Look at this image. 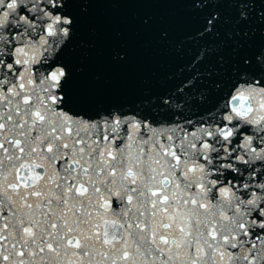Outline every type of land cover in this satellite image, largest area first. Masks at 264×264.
Returning <instances> with one entry per match:
<instances>
[{
	"label": "snow or ice",
	"instance_id": "6c2138e0",
	"mask_svg": "<svg viewBox=\"0 0 264 264\" xmlns=\"http://www.w3.org/2000/svg\"><path fill=\"white\" fill-rule=\"evenodd\" d=\"M113 2L0 0V264H264V0H126L183 10L131 97Z\"/></svg>",
	"mask_w": 264,
	"mask_h": 264
},
{
	"label": "water",
	"instance_id": "95a60500",
	"mask_svg": "<svg viewBox=\"0 0 264 264\" xmlns=\"http://www.w3.org/2000/svg\"><path fill=\"white\" fill-rule=\"evenodd\" d=\"M182 12L175 7H146L126 0L104 3L95 9L91 22L102 41L98 69L110 82L113 94L131 97L142 80L162 70L166 54L155 40V29L178 25ZM145 16L152 18L151 26L142 23ZM117 33L123 34L130 55L128 64L119 68L107 65L103 58V42Z\"/></svg>",
	"mask_w": 264,
	"mask_h": 264
}]
</instances>
